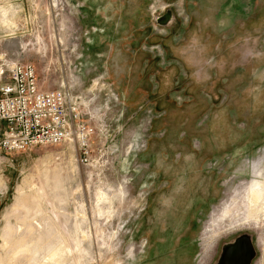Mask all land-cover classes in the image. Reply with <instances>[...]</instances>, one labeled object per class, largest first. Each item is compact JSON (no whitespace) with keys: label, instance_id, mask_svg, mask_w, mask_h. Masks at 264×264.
I'll use <instances>...</instances> for the list:
<instances>
[{"label":"rangeland","instance_id":"rangeland-1","mask_svg":"<svg viewBox=\"0 0 264 264\" xmlns=\"http://www.w3.org/2000/svg\"><path fill=\"white\" fill-rule=\"evenodd\" d=\"M24 63L91 101L109 138L88 167L72 144L0 153L2 264L24 182L54 203L57 264H241L244 248L264 264V0H0V72ZM195 192L211 201L195 235H163Z\"/></svg>","mask_w":264,"mask_h":264},{"label":"built area","instance_id":"built-area-1","mask_svg":"<svg viewBox=\"0 0 264 264\" xmlns=\"http://www.w3.org/2000/svg\"><path fill=\"white\" fill-rule=\"evenodd\" d=\"M89 100L68 87L43 91L34 67L13 64L0 72V153L72 144L79 165L93 162L96 143L107 148L108 131L92 124Z\"/></svg>","mask_w":264,"mask_h":264},{"label":"bare ground","instance_id":"bare-ground-1","mask_svg":"<svg viewBox=\"0 0 264 264\" xmlns=\"http://www.w3.org/2000/svg\"><path fill=\"white\" fill-rule=\"evenodd\" d=\"M57 177V170H55L51 183L53 190L58 191V194L54 196L56 204L63 201L60 191H64L60 187ZM25 186L24 182L22 186L16 189L13 203L4 216L5 225L1 232V239L2 248L6 249L5 264H57L63 255V250L58 249L57 245L48 246V241L54 234H60V230L52 224L53 220L51 219L54 218L52 209L48 212L43 207L45 204L47 207L52 208L53 202L48 198V192L43 188H40L35 194L28 195L29 193L25 194L23 191ZM262 193L264 194V191ZM260 194L259 191L252 193L250 196L251 200L256 201ZM36 216L43 217L42 219L37 217L42 223L36 219ZM63 217L65 216L61 213L59 218L63 220ZM11 218L15 221L14 225L9 222ZM41 251L42 258L39 259ZM1 261L0 264L3 263Z\"/></svg>","mask_w":264,"mask_h":264},{"label":"crops","instance_id":"crops-1","mask_svg":"<svg viewBox=\"0 0 264 264\" xmlns=\"http://www.w3.org/2000/svg\"><path fill=\"white\" fill-rule=\"evenodd\" d=\"M152 189L148 196L147 208L141 217V226L143 228V234L150 240V237H154V180L150 182ZM168 187V185H167ZM166 187V188H167ZM189 207L184 208H172V212L167 211L169 214L175 217V226L173 233L164 231L163 235H178V236H194L196 229L199 228L200 224L206 216V212L210 208L211 201L205 197H202L200 193H196L194 197L188 196ZM180 214V215H179ZM178 221V223H177ZM154 245V242H153Z\"/></svg>","mask_w":264,"mask_h":264},{"label":"water","instance_id":"water-1","mask_svg":"<svg viewBox=\"0 0 264 264\" xmlns=\"http://www.w3.org/2000/svg\"><path fill=\"white\" fill-rule=\"evenodd\" d=\"M248 252H249V250L247 249V248H244V250L242 249L241 250V253H244V261L242 262L243 264L246 262L247 263V261L249 260L248 258H249V256H248ZM243 255V254H242ZM248 259V260H247ZM241 263V264H242Z\"/></svg>","mask_w":264,"mask_h":264}]
</instances>
